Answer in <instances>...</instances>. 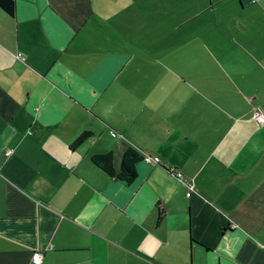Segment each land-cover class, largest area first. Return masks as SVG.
I'll return each instance as SVG.
<instances>
[{
  "label": "crops",
  "instance_id": "0c3cea01",
  "mask_svg": "<svg viewBox=\"0 0 264 264\" xmlns=\"http://www.w3.org/2000/svg\"><path fill=\"white\" fill-rule=\"evenodd\" d=\"M14 2L0 264H264V0Z\"/></svg>",
  "mask_w": 264,
  "mask_h": 264
},
{
  "label": "trees",
  "instance_id": "16d2710c",
  "mask_svg": "<svg viewBox=\"0 0 264 264\" xmlns=\"http://www.w3.org/2000/svg\"><path fill=\"white\" fill-rule=\"evenodd\" d=\"M0 9L9 16H14L15 14V2L14 0H0ZM90 132L84 131L81 133L71 144V148L76 147L77 145L81 144L84 140L90 137ZM143 155L133 149L127 148L122 152L119 162V168L116 173V177L119 181L123 182L124 184L131 183L136 177V164L142 160ZM90 161L100 168L104 173L109 176H113L114 169H113V156L111 152L103 153V154H95L91 156ZM163 216V211L159 209L157 222Z\"/></svg>",
  "mask_w": 264,
  "mask_h": 264
},
{
  "label": "built area",
  "instance_id": "2783aa9c",
  "mask_svg": "<svg viewBox=\"0 0 264 264\" xmlns=\"http://www.w3.org/2000/svg\"><path fill=\"white\" fill-rule=\"evenodd\" d=\"M252 2H255V0H251ZM252 118L254 119V120H256L257 122H259V123H262L263 121H264V116H263V114L260 112V111H254L253 113H252ZM10 153V151L9 152H6V154L5 155H8ZM144 160H145V162H147V163H157L158 162V158L157 157H147V156H144ZM180 176V174L179 173H177V177H179ZM41 261H42V255H41V253L40 252H38V251H33L32 253H31V256H30V263L31 264H41Z\"/></svg>",
  "mask_w": 264,
  "mask_h": 264
}]
</instances>
